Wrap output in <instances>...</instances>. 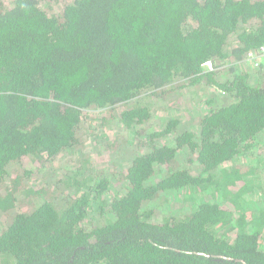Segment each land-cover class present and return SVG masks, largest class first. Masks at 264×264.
I'll use <instances>...</instances> for the list:
<instances>
[{"label":"trees","instance_id":"trees-1","mask_svg":"<svg viewBox=\"0 0 264 264\" xmlns=\"http://www.w3.org/2000/svg\"><path fill=\"white\" fill-rule=\"evenodd\" d=\"M263 45L264 0H0V264H264ZM196 87V131L137 127ZM92 110L146 131L128 166Z\"/></svg>","mask_w":264,"mask_h":264},{"label":"rangeland","instance_id":"rangeland-1","mask_svg":"<svg viewBox=\"0 0 264 264\" xmlns=\"http://www.w3.org/2000/svg\"><path fill=\"white\" fill-rule=\"evenodd\" d=\"M208 66V65H207ZM247 68L249 71L254 72L255 68L251 67L249 64L247 65ZM181 90L177 93H174L173 95H170L168 97H153L149 98L148 96H143L140 99V103H149L152 105L151 107V114L152 119L146 121L145 124L137 127H144V129L148 130H157V129H163V125L167 124L166 122L168 119H180L181 126L182 124L186 125L187 128L192 129L193 131L197 130V118H196V109H200L202 105L204 104L205 100L208 98L207 89L202 87H196V88H190ZM203 110V109H202ZM87 120L90 121L94 127H96V130L100 133V135L107 140H110L113 142H117V145H120V147H117L115 149L109 150L107 153L99 155L96 157V162H99V165L101 164L102 167L109 169H115L120 170L123 167H126L129 165V157L134 154L135 151L140 149L138 147L140 142V135L139 132H144V130L135 131L134 129H129L124 124L117 122L116 120H104L101 119V117L104 115L98 110H92L87 112ZM90 127V126H89ZM163 127V128H162ZM141 129V128H140ZM137 130V128H136ZM84 151L85 152V158L90 160L95 159V157L91 154H89V151H91L90 147V140H88L84 145ZM263 152V147H259L256 152H252V159H248L249 164L256 165L255 168H258L259 172H261L264 169V163L263 165L259 166V160L257 157L260 158L261 154ZM109 154L111 157H109ZM264 157V156H262ZM73 159L70 154H65L64 157L61 159V164L64 165L65 163L70 162V160ZM82 159V158H81ZM261 159V158H260ZM80 160V159H78ZM111 160V161H110ZM76 162V161H74ZM247 162L246 158H243V163ZM106 165V166H105ZM227 167L235 165L233 162H228L225 164ZM246 168H248L246 166ZM45 171V170H44ZM44 174L39 175L38 177L42 179L43 181H47V178L45 176H42ZM175 207H172L169 209V212L175 211ZM163 212L158 211V218L159 221L163 219Z\"/></svg>","mask_w":264,"mask_h":264},{"label":"built area","instance_id":"built-area-1","mask_svg":"<svg viewBox=\"0 0 264 264\" xmlns=\"http://www.w3.org/2000/svg\"><path fill=\"white\" fill-rule=\"evenodd\" d=\"M245 62L253 68L259 67L264 62V45L257 50H250L246 55ZM206 64L212 67L211 61L206 62Z\"/></svg>","mask_w":264,"mask_h":264}]
</instances>
